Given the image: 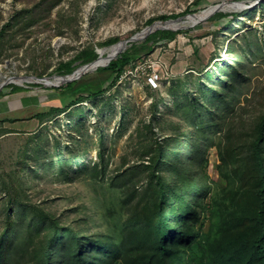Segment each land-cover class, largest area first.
<instances>
[{
  "label": "rangeland",
  "instance_id": "rangeland-1",
  "mask_svg": "<svg viewBox=\"0 0 264 264\" xmlns=\"http://www.w3.org/2000/svg\"><path fill=\"white\" fill-rule=\"evenodd\" d=\"M231 1L238 6L218 9L193 25L176 29L190 31L177 34L168 43L151 44V51L133 62V68L128 65L126 74L115 85L68 109L63 107L72 97H64L61 92L67 82L54 86L12 82L18 94L0 97V206L6 198L5 188L12 185L52 212L63 225L74 224L87 233L116 234L120 214L111 211L119 194L109 184V178L118 169L145 160L140 155L142 147L170 135V123L175 127L187 122L180 114L165 113L174 100L168 89H175L178 80L197 86L198 77L201 86L212 82L214 88H222L228 73L219 77L218 66L234 56L229 52L236 51L237 56L248 59L240 63L252 60L245 72L249 79L240 87L243 92L235 112L253 119L264 112V57L259 55L264 56V0H0V31L6 26L0 40V83L11 76L59 78L58 64L86 45L96 50L109 49V45L101 43L110 37H118V41L130 38L151 25L146 21L156 15L181 14L186 9L190 13L185 15H195ZM220 13L237 15L216 17ZM144 40L145 36H140L127 42L123 51ZM257 45L261 47L259 52L247 53ZM200 67L212 71L210 78L205 77V70L197 73ZM99 75L96 69L82 73L86 79ZM8 84L2 86L4 93H8ZM197 88L188 87L185 92L194 95ZM156 101L158 112L153 116ZM52 107L62 111L52 119L37 118L39 112ZM76 112L81 114L74 115ZM143 124H151V128ZM56 137L63 143H72L80 153L87 147L82 160L89 164L102 151L105 170L96 178H75L71 170H61L60 157L53 167L49 166V158L44 156ZM176 146H180L179 142ZM205 157L206 182H220L214 145ZM80 160H76L77 165ZM67 171L69 174L64 176Z\"/></svg>",
  "mask_w": 264,
  "mask_h": 264
},
{
  "label": "trees",
  "instance_id": "trees-1",
  "mask_svg": "<svg viewBox=\"0 0 264 264\" xmlns=\"http://www.w3.org/2000/svg\"><path fill=\"white\" fill-rule=\"evenodd\" d=\"M188 13L189 9L181 14H159L146 24ZM235 15L220 13L216 17ZM5 30L3 26L0 40ZM189 31L158 29L147 34L141 44L108 57L107 64L96 69L102 76H75L61 89L64 97H72L63 108L103 94L124 77L128 65L133 68V62L151 51V44L168 43L177 34ZM117 41L118 37H110L101 44ZM260 48L257 45L247 53L259 52ZM231 53L234 56L218 66L219 77L228 73L221 89L214 88L212 82L201 86L198 77L197 86L178 80L175 89H168L174 100L165 113L180 114L187 122L175 127L170 123V135L142 147L140 155L145 160L118 169L109 178L119 194L111 211L120 214L116 234L87 233L74 224L63 225L52 212L11 185L5 188L6 198L0 206V264H264V112L257 119L243 118L235 112L252 60L240 63L248 59L237 56L236 51ZM97 56L96 49L86 45L60 62L56 71L60 76L70 74ZM203 70L210 78L212 71L201 67L196 71ZM12 85L8 84L7 95L18 94ZM188 87L198 88L191 95L185 92ZM1 88L0 97L5 95ZM158 102L153 105V116L158 112ZM60 111L52 107L36 116L43 121ZM143 127L151 128V124ZM212 145L218 154L220 182L208 184L205 155ZM86 150L83 147L80 153L72 143L56 137L44 157L49 158L51 167L60 157L61 170H71L75 178H96L105 170V155L99 151L98 159L89 164L82 160ZM77 159H81L78 165Z\"/></svg>",
  "mask_w": 264,
  "mask_h": 264
},
{
  "label": "water",
  "instance_id": "water-1",
  "mask_svg": "<svg viewBox=\"0 0 264 264\" xmlns=\"http://www.w3.org/2000/svg\"><path fill=\"white\" fill-rule=\"evenodd\" d=\"M234 3V1H231ZM224 3V2H223ZM221 3V4H223ZM217 6V5H215ZM218 9L215 8L214 10H211L208 15L214 11H217ZM190 16H194V14H190V15H184V16H180V17H177V18H170V19H167V20H164L162 22H156V23H152L151 25H148L147 27H145L142 31L140 32H137L136 34H134L133 36H131L130 38L126 39V40H122V41H117L111 45H109V48L116 45V44H119L121 43L123 46L120 48L119 51H123L124 48L126 47V44L127 42H132V41H135L137 38H139L140 36H146L147 34H150L152 32H154L155 30H163V29H171V30H176V29H180V28H186L188 27L187 25H183L179 28H172V27H168V26H157L156 27V24H165V23H168V22H173V21H184V19L186 18H189ZM107 47H104L103 49H106ZM96 52L98 53V56L95 60L91 61V62H88L80 67H78L75 71H73L72 73L70 74H67V75H64V76H61L60 78L62 79V83H66V82H69L71 81L75 76L77 75H81L82 73L86 72V71H89V70H94V69H97L98 67L100 66H103V65H106V63L104 64H96V62L99 60V57H100V51L99 50H96ZM24 78H34L32 80H28V79H24L22 82H37V83H41L45 86H54L55 84H51V83H47V82H44L42 81L41 78H35L33 76H23ZM14 78H20V77H12L10 79H6L4 82L0 83V88L3 86V84H7V83H10V82H13L15 83L17 80H14ZM56 77H52V80H54Z\"/></svg>",
  "mask_w": 264,
  "mask_h": 264
},
{
  "label": "bare ground",
  "instance_id": "bare-ground-1",
  "mask_svg": "<svg viewBox=\"0 0 264 264\" xmlns=\"http://www.w3.org/2000/svg\"><path fill=\"white\" fill-rule=\"evenodd\" d=\"M237 6L238 5L236 2H234V3L233 2H224L221 5L211 6L210 8L205 9L204 11H202L199 14H195L194 16H190L189 18H186L184 21H173V22H168L165 24H163V23L158 24L157 23L156 27L164 25V26H168V27H172V28H179V27L186 25V24L193 25L196 22H198L199 20L206 17L208 15V13L211 10H214L215 8L229 10V9H234ZM122 46L123 45L121 43H119V44H116V45L110 47L109 49H103V48L99 49L100 57H99V60L96 62V64H100V65L103 64L108 59V57H110V56L114 55L116 52H118ZM102 54H105V55L102 57ZM8 79H10V78H8ZM24 79L32 80L34 78H24V77L14 78V80H17V82H22ZM42 81L56 85V84H59L60 82H62V79L59 77V78H55L54 80L42 79Z\"/></svg>",
  "mask_w": 264,
  "mask_h": 264
},
{
  "label": "built area",
  "instance_id": "built-area-1",
  "mask_svg": "<svg viewBox=\"0 0 264 264\" xmlns=\"http://www.w3.org/2000/svg\"><path fill=\"white\" fill-rule=\"evenodd\" d=\"M12 77H23V76H11V77H9V78H12ZM6 79H8V78H6ZM150 80L152 81L153 79L151 78ZM1 83H2V82H1ZM10 83H12V82H10ZM15 83H17V81H16Z\"/></svg>",
  "mask_w": 264,
  "mask_h": 264
},
{
  "label": "crops",
  "instance_id": "crops-1",
  "mask_svg": "<svg viewBox=\"0 0 264 264\" xmlns=\"http://www.w3.org/2000/svg\"><path fill=\"white\" fill-rule=\"evenodd\" d=\"M7 87H8V86H7ZM1 89H2V88H1ZM3 89H4V88H3ZM2 91H4V90H2ZM6 93H7V92H5V95H3V98H5V97H6Z\"/></svg>",
  "mask_w": 264,
  "mask_h": 264
},
{
  "label": "clouds",
  "instance_id": "clouds-1",
  "mask_svg": "<svg viewBox=\"0 0 264 264\" xmlns=\"http://www.w3.org/2000/svg\"><path fill=\"white\" fill-rule=\"evenodd\" d=\"M150 80V79H149ZM151 81V80H150ZM152 82V81H151Z\"/></svg>",
  "mask_w": 264,
  "mask_h": 264
}]
</instances>
